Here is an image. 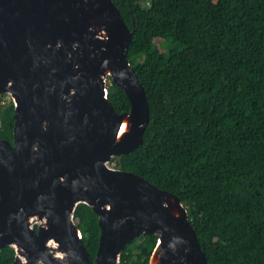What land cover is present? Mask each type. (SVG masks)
<instances>
[{"label":"water","instance_id":"water-1","mask_svg":"<svg viewBox=\"0 0 264 264\" xmlns=\"http://www.w3.org/2000/svg\"><path fill=\"white\" fill-rule=\"evenodd\" d=\"M132 35L113 0H0V92L15 104L13 142L0 138V247L15 248L10 264H73L72 245L79 264H122L125 244L143 233L159 239L149 264H207L180 196L107 164L142 144L150 120ZM110 80L129 110L114 107ZM82 202L99 215L95 258L74 219ZM99 202L112 206L111 229ZM66 215L75 243L59 248Z\"/></svg>","mask_w":264,"mask_h":264},{"label":"trees","instance_id":"trees-1","mask_svg":"<svg viewBox=\"0 0 264 264\" xmlns=\"http://www.w3.org/2000/svg\"><path fill=\"white\" fill-rule=\"evenodd\" d=\"M113 1L133 32L128 57L150 105L142 144L114 166L180 196L207 264H264V0ZM4 96L0 138L13 142L15 104ZM108 96L130 109L112 80ZM74 219L95 258L98 213L82 202ZM157 239L126 243L121 263L149 264ZM15 255L0 247V264Z\"/></svg>","mask_w":264,"mask_h":264},{"label":"bare ground","instance_id":"bare-ground-1","mask_svg":"<svg viewBox=\"0 0 264 264\" xmlns=\"http://www.w3.org/2000/svg\"><path fill=\"white\" fill-rule=\"evenodd\" d=\"M109 203L112 204L113 207L115 206V208H116L115 202L113 200H112V202H108V204ZM108 204H106V203L105 204H101L99 202V207L103 211V219H104V221L108 219V224H109V227L111 229V225L113 223V218L112 217H107V215H108V212L110 210H112V206H110ZM67 216L68 215H66V219L64 220L65 221L64 227L62 225L61 235H59L58 242L56 243L59 246V248L60 247H64V244L66 245L67 241H69V242L71 241L70 243H72V244L75 243L74 237H72L70 232L68 231V217ZM57 219H60V218L58 217ZM45 224H47V222ZM55 229L56 228L54 227V230ZM57 229L60 230L59 227H57ZM52 243L55 244V242H52ZM57 251H58L57 253L59 254V256L64 257L65 255H67L66 251H61L59 249ZM70 252H71L70 259H72L73 264H79L78 262H81V263L86 262L85 259H83V253L81 251H79V254H78V252L76 251V248H75L74 245L71 246ZM33 264H41V263L37 261L36 263H33Z\"/></svg>","mask_w":264,"mask_h":264},{"label":"rangeland","instance_id":"rangeland-1","mask_svg":"<svg viewBox=\"0 0 264 264\" xmlns=\"http://www.w3.org/2000/svg\"><path fill=\"white\" fill-rule=\"evenodd\" d=\"M108 83H109V82H108ZM10 98H12L11 94H10V93H5V96H4V98H3L2 103L8 101ZM113 157H114V156H113ZM113 157H111V159L107 162V164H108L110 167H114V168H115V166H114V162L112 161ZM116 168H117V167H116ZM36 225L38 226V223H35L34 226H36ZM147 240H149V238H147ZM158 242H159V239H157L156 244H157ZM156 244H155V246H156Z\"/></svg>","mask_w":264,"mask_h":264}]
</instances>
